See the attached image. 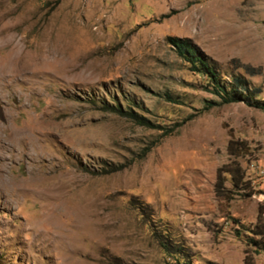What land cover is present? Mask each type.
Listing matches in <instances>:
<instances>
[{
    "label": "rangeland",
    "instance_id": "obj_1",
    "mask_svg": "<svg viewBox=\"0 0 264 264\" xmlns=\"http://www.w3.org/2000/svg\"><path fill=\"white\" fill-rule=\"evenodd\" d=\"M169 37L264 100V0H0V264H264V111Z\"/></svg>",
    "mask_w": 264,
    "mask_h": 264
},
{
    "label": "trees",
    "instance_id": "obj_2",
    "mask_svg": "<svg viewBox=\"0 0 264 264\" xmlns=\"http://www.w3.org/2000/svg\"><path fill=\"white\" fill-rule=\"evenodd\" d=\"M168 45L175 51L177 56L189 65L190 71L198 74L206 79V90L219 99L220 105L243 102L248 107H252L264 111V100L257 99L256 96L260 93L257 88L250 89L248 82L241 76L232 77L229 81V88L222 82V79L216 68L204 57L188 39H180L177 37L167 38ZM215 104L209 102L206 109L213 107ZM103 111L113 112L121 117L128 118L140 126H148L149 123L143 117L131 111L130 108H121L120 106H100ZM241 143L229 141L227 151L231 158L228 164L217 169V177L215 188L218 190L223 187V175H228L232 186L236 189H242L244 185V172L240 164L235 160L241 156V151L245 147H241ZM150 148L145 149V153L149 152ZM261 223L259 220L255 225V229H259ZM256 235H261L257 233ZM165 252L172 257H175L171 262L164 264H193L186 256L177 251H169L168 244L162 243ZM182 249V248H181ZM244 264H252L249 258L244 259Z\"/></svg>",
    "mask_w": 264,
    "mask_h": 264
}]
</instances>
